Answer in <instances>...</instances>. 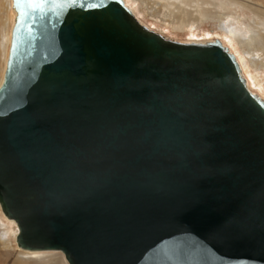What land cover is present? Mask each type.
<instances>
[{
    "label": "water",
    "instance_id": "1",
    "mask_svg": "<svg viewBox=\"0 0 264 264\" xmlns=\"http://www.w3.org/2000/svg\"><path fill=\"white\" fill-rule=\"evenodd\" d=\"M12 5L0 212L16 246L68 264H264V100L220 41L167 39L116 0L25 8L19 25ZM109 131L111 178L47 200L61 146Z\"/></svg>",
    "mask_w": 264,
    "mask_h": 264
},
{
    "label": "rangeland",
    "instance_id": "2",
    "mask_svg": "<svg viewBox=\"0 0 264 264\" xmlns=\"http://www.w3.org/2000/svg\"><path fill=\"white\" fill-rule=\"evenodd\" d=\"M205 1L206 0H195V1L189 0V3L191 4L190 6L189 5L186 6L187 10H193L194 9L193 6L195 7L194 5V2H195L199 6V9L201 12H203V10H211L210 14H212L213 17L214 16L217 17L215 15L216 12L226 13V16L231 15L233 17L232 19H236V21L239 22V24L241 25V29L244 27V25L245 26L250 25L254 27L256 30H258L261 34H264V22L260 15H258L257 17V14L252 13L247 8L238 6V4H230L227 0H213L212 3H218V5L224 4L225 6H227V8H229V10L226 9L223 11L219 7L217 9L215 8L214 10H212V7L209 5H200L201 3ZM124 2L130 8V10L134 13L135 17L142 24L146 25L152 31L164 36L167 39L178 41V42H186L188 41L191 34L194 35V38H197L199 40H210L211 38L220 40L221 37L223 36V33L219 30L220 26H219L218 17L217 18L215 17L213 18L212 16L211 18L209 17L208 18L207 17L198 18L197 17V20L195 22L193 21L192 26H189L188 28H183L180 24H178L176 20L173 19L175 17L174 16L175 11L173 12L171 9L169 10L168 5H165V4H169V2L171 1H168V0H124ZM248 2L251 3L252 6L254 5L257 8H259V10L264 12V0H248ZM187 3H188V0H187ZM182 6L179 5V7H182ZM223 18L225 19V16ZM228 18L229 17H227L228 21L225 24H230V23L233 24L234 22ZM10 23H11V20H10ZM232 46L235 47L236 51L240 53L241 49L236 44L235 41H233ZM254 56L257 57V55H254ZM260 56L262 55L259 53V57ZM0 66H2L1 60H0ZM244 66H245V69L248 70V74L251 75V77L255 78L254 83L251 84V87L254 88V89L251 88L252 92H256L257 90L256 87L258 86L257 88H258V91H260L259 93H262L263 95L264 94V61H263L262 66L257 68L256 70L257 72L247 62L244 64ZM257 82H259V84ZM0 222L1 223L3 222L5 225L4 226L0 224V230H2L4 235L7 234V239L10 240V244H11V246L7 248H1V244H0V264H11L12 263L11 261H13L14 256L17 253H19L14 248L13 246L14 243H13L12 237L10 236V232L14 231L13 230L14 227L12 224L5 222V219L2 217L1 213H0ZM4 241H6V238H4ZM37 256L35 258L25 259V264H65V260L60 252H45Z\"/></svg>",
    "mask_w": 264,
    "mask_h": 264
},
{
    "label": "bare ground",
    "instance_id": "3",
    "mask_svg": "<svg viewBox=\"0 0 264 264\" xmlns=\"http://www.w3.org/2000/svg\"><path fill=\"white\" fill-rule=\"evenodd\" d=\"M168 1H171V2H169V4H165V5H168L169 10L171 9L173 12L175 11V14H174L175 17L173 19L176 20L178 22V24H180L183 28H188L189 26H192L193 21L195 22L197 20V17L198 18H200V17L201 18L202 17L211 18V16H212V14H210L211 10H203V12H201L199 9V6L195 2H194L195 7L193 6L194 9L193 10H187L186 6H188V5L190 6V4H191V3H189V0H188V3H187V0H168ZM212 1L213 0H206L205 2L201 3L200 5H209L212 7V10H214L215 8L217 9L218 7L221 8L223 11L226 9L229 10V8H227V6H225L224 4L218 5V3H212ZM227 1L230 4H238V6H241L243 8H247L252 13L257 14V17H258V15H260L263 22H264V12L259 10V8H257L256 6H254V5L252 6V4L248 2V0H227ZM123 3L130 10V8L125 4L124 0H123ZM179 5L180 6L183 5V6L179 7ZM130 12L133 13L131 10H130ZM133 15H134V13H133ZM215 15L219 19V26H220L219 30L223 33V36L222 37L220 36L221 39L220 40L217 39V40L220 41L222 46L224 48H226L236 58V60L239 64V67H240L241 75H242L243 79L245 80V83H246L248 90L251 93L257 95L262 100H264V94L262 95V93H259L260 91H258V88H257L258 86L257 87L255 86L257 89L256 92H252V89H254V88L251 87V84L254 83L255 78L251 77V75L248 74V70H246L245 66H244V64L247 62L248 64H250L255 69V71L257 70L258 67L262 66L263 61H264V55H263L264 54V34H261L258 30H256L254 27H252L250 25H247V26L244 25V27L241 29V25L239 24V22L236 21V19H232L233 17L231 15L226 16V13L216 12ZM224 16H225V19L223 18ZM217 17H215V18H217ZM227 17H229L228 19H230L234 23L233 24H231V23L225 24L228 21ZM220 18H221V20H220ZM15 19H16V12L13 8L12 0H0V60L2 61V66H0V83L3 79V73L5 70V65H6L8 54H9V49H10V45H11V33H12V29L14 26ZM10 20H11V23H10ZM144 26H146V25H144ZM147 28L149 29V27H147ZM261 30H263V29H261ZM214 40H216V39L211 38L210 40H199L197 38H194V35L191 34L188 41H186V42L187 43L194 42V43L203 44L206 42H212ZM233 41H235L236 44L240 47V49H241L240 53L237 52L235 47L232 46ZM259 53L262 56L259 57ZM253 54L257 55V57H255ZM258 71H260V70H258ZM255 75H256V73H255ZM257 83L259 84V82H257ZM2 217L4 218L3 215H2ZM4 219H5V222L12 224L14 227V229H13L14 231L10 232V236L12 237V240L14 243V245H13L14 248L16 249L17 252H19L14 256V259H13V261H11L12 262L11 264H25V259L35 258L37 255L43 254L45 252H49V251H45V252H43V251H27V250H23V249L18 248L15 244V241H14L17 228L15 227V225L11 221L7 220L6 218H4ZM0 224L4 225L3 222L2 223L0 222ZM4 238H6V241H4ZM0 244H1V248H7V247L11 246L10 240L7 239V234L4 235L2 230H0ZM64 260H65V258H64ZM65 264H68V263L65 261Z\"/></svg>",
    "mask_w": 264,
    "mask_h": 264
},
{
    "label": "snow or ice",
    "instance_id": "4",
    "mask_svg": "<svg viewBox=\"0 0 264 264\" xmlns=\"http://www.w3.org/2000/svg\"><path fill=\"white\" fill-rule=\"evenodd\" d=\"M122 2L123 0H116V3ZM15 3L18 8L22 9L17 20L18 25L24 21L27 15L23 9H43L48 4L61 9L69 6L74 8L78 3L85 11L106 9V11L96 13L97 15H106L108 11H114V9L106 8L107 0H92L87 3H83L81 0H15ZM13 49H15V44ZM10 65L11 60L9 61ZM117 137L118 133L109 131L104 134L101 143H93L87 148L76 145L61 146L59 150L65 158L59 166L54 167L51 171L49 183L45 186L46 199L59 201L65 198L69 191H74L81 185L96 187L107 182L111 178V170L101 166L107 151L116 146ZM26 195H31V193ZM261 195L264 196V193ZM0 205H3L5 211L8 210L7 203L2 197H0ZM166 259L167 257H165Z\"/></svg>",
    "mask_w": 264,
    "mask_h": 264
}]
</instances>
